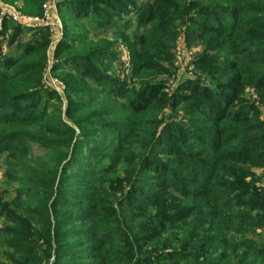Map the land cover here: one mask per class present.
<instances>
[{"label": "rangeland", "instance_id": "374dc122", "mask_svg": "<svg viewBox=\"0 0 264 264\" xmlns=\"http://www.w3.org/2000/svg\"><path fill=\"white\" fill-rule=\"evenodd\" d=\"M46 1L0 0V264H69L62 234L90 228L98 264L163 245L183 264H264V0H58L56 39L27 21ZM229 88L224 120L196 113L212 115L203 91ZM136 95L149 98L139 113ZM37 98L36 112L13 110ZM148 163L170 176L162 197ZM75 175L95 193L70 210L58 193ZM214 236L228 249L193 262Z\"/></svg>", "mask_w": 264, "mask_h": 264}, {"label": "trees", "instance_id": "16d2710c", "mask_svg": "<svg viewBox=\"0 0 264 264\" xmlns=\"http://www.w3.org/2000/svg\"><path fill=\"white\" fill-rule=\"evenodd\" d=\"M44 0H38L39 3L43 2ZM42 4V3H41ZM108 8L113 10L114 6L112 5H108ZM75 10L73 9L72 12H74ZM79 11V15L83 16V17H88V13L83 10L80 9ZM146 21L148 22H152L153 18H154V13L152 10L148 11V14H146ZM116 16V15H115ZM24 53L25 56H29L31 55L30 53H34V48H28V49H24ZM17 63V61H8V66L6 68L9 67H14V65ZM262 64H264V60L262 62H260ZM257 89H261L262 90V97L264 98V87L262 88L261 85L257 86L256 84H254ZM152 89V94L150 97H154L157 95V91ZM204 94V101L206 102V105L208 107V111L212 114H206L205 112H200L199 110H197L199 115L205 116L207 118H205V120H207L208 123L211 124H216L218 121L220 120H224L225 116H223L224 113V109L227 107V105H230L233 101H234V95L232 93V89L229 88V92L227 93H222L218 96H208L207 91H203ZM44 95V94H43ZM211 98L213 99L214 102L211 101ZM153 99V98H152ZM20 100H25V98H20ZM16 101V100H15ZM37 103H39V98H37L36 100H31L30 104H26V105H22V106H17L14 101L13 103V110L15 111V113H21V112H36V107H37ZM149 103V98L144 96V95H136V99L135 102H129L128 106L129 108L132 110V112H141L143 110L146 109V107L148 106ZM223 109V110H222ZM211 117V118H210ZM182 135V133H180V136ZM189 136H192L191 134H188ZM14 139V138H11ZM16 139V137H15ZM184 139V138H183ZM186 139V138H185ZM211 146V145H209ZM10 149V148H9ZM77 160L79 159L81 162V158H76ZM186 161L190 160L193 161L189 156H187L185 158ZM147 163V162H146ZM186 164V163H185ZM148 165H151V163L146 164V166H143V168L141 170H148L151 171L153 176L156 178L155 184L158 185V190L159 193L161 194V197L163 196L164 193H166V191H168L172 186L170 185V183L168 182L170 176L167 175V172L165 171V169L163 168H159V166H156L155 168H153V170H150L148 168ZM65 175V174H63ZM71 181L68 182V185L65 188H61L60 192L58 193L59 195H69V207L70 210L72 208V206L75 208H77V206L75 205L76 203H78L77 205H80V203L82 201H86L88 203H91L92 199H91V194L93 195L95 193V188L92 182H88L85 183V179L78 177V175L73 176V178H70ZM62 183H66V181H62L60 182ZM58 189H60V187H58ZM154 194H150V198H153ZM63 199V197L61 198ZM145 201H147V199H145ZM57 202H58V198H57ZM56 202V203H57ZM73 202V203H72ZM76 202V203H74ZM56 203H51L50 204V214L53 217L54 221L56 220V224L59 227H65V225H71V223H69L70 218L67 217V212L65 209L68 208V206L66 205L64 208L60 207L58 208ZM63 202H60V204ZM67 203V202H66ZM88 207H91V204ZM86 210V208H83V210ZM46 210V207H45ZM82 210V211H83ZM47 213V221H50V214L49 211L46 210ZM76 228V227H75ZM89 232V235H88ZM87 232V234L85 235H80V234H75L74 230L73 231H68L63 233L62 235H65V239L69 242L68 244V253H63L62 256L65 257V259L67 260H63V261H67L69 264H98L101 263L103 260H105V258L103 257L102 252H105L106 249L104 250H100L102 244L100 246L94 245L92 243L91 240H88L89 236L92 235V233L94 232V230L92 228L89 229V231ZM68 235V236H67ZM87 242H84V241ZM203 245L198 246L196 249L199 251L197 252L195 248H192V252H193V262L198 263L197 259H206L207 261L210 260L209 259V255L212 252L216 251V248L218 246L219 250H223V249H228V242L227 240H224V238H222V236L219 238L218 236H214V237H206L205 241L202 242ZM85 244V245H84ZM108 244V243H107ZM110 244V243H109ZM108 244V245H109ZM110 246H112V244H110ZM151 249V254H149L150 258H147L145 260H142V262H136V260L132 263V264H183V263H187L190 261V258H188V256H183L182 254H180V252H178V249L175 248H171L168 245H163L161 246L159 249L157 250H153ZM113 250H111L112 252ZM66 252V251H65ZM200 253V254H199ZM201 257V258H199ZM197 258V259H196ZM192 262V261H191ZM212 264H245L242 263L240 260H236L235 262H233L232 260H230V258L227 259V261H219V259H213L211 260ZM115 263V262H114ZM117 263H121V264H127L128 261L124 260V259H119L117 261ZM131 264V263H130ZM189 264V263H188ZM205 264V263H204Z\"/></svg>", "mask_w": 264, "mask_h": 264}, {"label": "built area", "instance_id": "2783aa9c", "mask_svg": "<svg viewBox=\"0 0 264 264\" xmlns=\"http://www.w3.org/2000/svg\"><path fill=\"white\" fill-rule=\"evenodd\" d=\"M27 21L45 27L50 36L56 39L63 31L62 23L58 15V0H47L42 5L40 16L37 18H29Z\"/></svg>", "mask_w": 264, "mask_h": 264}]
</instances>
